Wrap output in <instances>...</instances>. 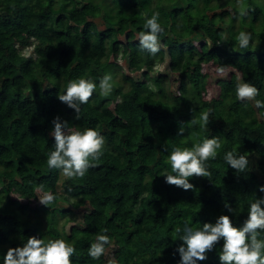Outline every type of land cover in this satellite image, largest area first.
Wrapping results in <instances>:
<instances>
[{"label":"trees","instance_id":"trees-1","mask_svg":"<svg viewBox=\"0 0 264 264\" xmlns=\"http://www.w3.org/2000/svg\"><path fill=\"white\" fill-rule=\"evenodd\" d=\"M153 12L163 28L155 56L138 42ZM239 31L252 33L255 49H235ZM263 34L264 0H0V255L21 237H60L75 246L73 264H104L88 255L100 233L110 237L106 249L116 248L115 264H178L185 220L194 227L214 222L227 213V201L241 224L248 204L264 196V109L238 101L235 85L238 78L250 81L260 92L255 99L264 100ZM205 66L231 69L218 80V96L204 95ZM117 71L127 88L114 80L108 95L94 91L78 119L57 98L71 79L98 83ZM168 77L176 90L168 88ZM203 112L210 119L202 127ZM56 116L105 137L102 155L81 178L69 180L47 166ZM181 123L185 131L178 134ZM211 136L242 147L250 169L236 174L215 160L212 178L190 177L188 190L158 174L170 167L171 148ZM45 191L56 196L49 207L35 203ZM155 224L167 234L163 245L151 236ZM222 243L199 264H220Z\"/></svg>","mask_w":264,"mask_h":264},{"label":"clouds","instance_id":"clouds-1","mask_svg":"<svg viewBox=\"0 0 264 264\" xmlns=\"http://www.w3.org/2000/svg\"><path fill=\"white\" fill-rule=\"evenodd\" d=\"M240 15H246L243 8ZM143 31L138 36L139 46L149 55L155 56L160 48L159 35L163 28L159 22V12H153L143 23ZM239 49H255L256 41L252 33L239 31L235 36ZM219 42V41H218ZM255 45V47H254ZM114 86L111 73H105L97 80L92 77H80L69 80L64 86L58 99L71 107L76 118L80 117L81 105L87 104L93 92L98 90L102 96L108 95ZM260 94L259 89L250 81H238L235 85V97L238 101H253L257 109H264V100L255 99ZM210 112H203L199 116L202 127L208 125ZM192 123H197L192 118ZM50 135L54 137V148L47 153L46 163L49 169H57L71 180L81 178L91 167L90 160L102 155L105 137L94 127L83 129L74 128L67 120L59 116L54 117ZM185 131L181 123L178 134ZM221 147L218 136L205 137L202 142L194 143L191 147H174L168 152L167 161L170 167L159 170L167 184L175 185L184 190L194 187L189 178L193 176H209L206 161L215 159L217 149ZM224 161L235 170L236 174L245 173L250 169V155L246 152L237 153L235 149L224 153ZM264 192V185L259 186ZM39 203L50 206L56 196L55 193L45 191L37 194ZM227 213H222L214 222H204L201 227L192 226L185 220L182 227V241L176 248L179 253L178 264H199L207 259V253L212 251L219 241L218 258L220 264H264V238L259 233L264 231V196L256 197L248 204L247 215L239 225L234 223L237 209L225 202ZM228 213H231L232 216ZM190 219V218H189ZM22 243L9 247L0 255V264H73L71 257L76 249L72 242L63 238L44 239L40 236H29ZM111 243L107 234L97 233L88 247V255L92 259H99L105 253L106 245ZM110 264H115L111 261Z\"/></svg>","mask_w":264,"mask_h":264},{"label":"rangeland","instance_id":"rangeland-1","mask_svg":"<svg viewBox=\"0 0 264 264\" xmlns=\"http://www.w3.org/2000/svg\"><path fill=\"white\" fill-rule=\"evenodd\" d=\"M260 45L261 48L264 50V34L262 35V37L260 38ZM32 47H26L25 48V52L26 53H30L32 52ZM126 59H121L120 60V64L124 67L125 70H127L126 68ZM165 66H160L157 71L160 72H164V73H168V71L165 69ZM153 72L154 74H156V72ZM204 72L207 73L208 78L207 80H205L203 83L206 84V92L204 93L205 96H207L208 98H211L213 96H218L219 93V86H218V80L221 78H225L228 77L229 73L231 72V69H227L224 72H218L216 69L209 67V66H205L204 68ZM115 81H118L119 83L125 84L124 88H127L126 83H124V80L122 79L121 73L119 71L115 72L114 76H113ZM167 83H168V88L171 89V87H173V90H176L178 83L175 82L173 83L170 78L168 77L167 79ZM192 91V88H190ZM235 149V151L237 153L239 152H243V148L233 144L232 142L229 141H224L221 144V147L219 149H217V156L216 158L213 159H209L208 161H206V165H207V170L209 172V176L205 177V176H200V181L204 182L205 179L207 180L208 178H212V176L214 175V171H215V167L211 164L213 161H219L223 164H226V162L223 159L224 153L228 150H232ZM227 165V164H226ZM228 166V165H227ZM231 168V167H230ZM36 204H39V200L37 199ZM32 203L33 206H35L36 204ZM63 222V220L61 218H59V224L61 225ZM72 222H70L71 224ZM69 227V226H68ZM151 236L154 240V242L158 245H163L165 244V242L167 241V234L165 232V230L158 226V225H153L151 226ZM116 248L115 247H109L106 249L105 253L102 254V256L100 258L103 259V263L104 264H110L111 261H114L116 263ZM210 254V253H209Z\"/></svg>","mask_w":264,"mask_h":264}]
</instances>
